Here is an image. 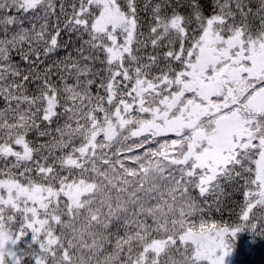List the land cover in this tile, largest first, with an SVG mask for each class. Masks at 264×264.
Listing matches in <instances>:
<instances>
[{
  "label": "snow or ice",
  "instance_id": "1",
  "mask_svg": "<svg viewBox=\"0 0 264 264\" xmlns=\"http://www.w3.org/2000/svg\"><path fill=\"white\" fill-rule=\"evenodd\" d=\"M261 248L264 0H0V264Z\"/></svg>",
  "mask_w": 264,
  "mask_h": 264
},
{
  "label": "trees",
  "instance_id": "2",
  "mask_svg": "<svg viewBox=\"0 0 264 264\" xmlns=\"http://www.w3.org/2000/svg\"><path fill=\"white\" fill-rule=\"evenodd\" d=\"M250 264H264V248H261L256 254L247 257Z\"/></svg>",
  "mask_w": 264,
  "mask_h": 264
}]
</instances>
